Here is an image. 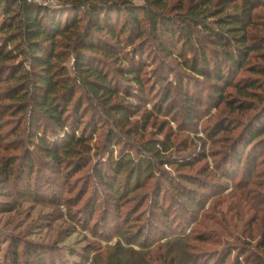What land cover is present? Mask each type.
<instances>
[{"label": "rangeland", "instance_id": "rangeland-1", "mask_svg": "<svg viewBox=\"0 0 264 264\" xmlns=\"http://www.w3.org/2000/svg\"><path fill=\"white\" fill-rule=\"evenodd\" d=\"M117 1L144 5L143 0ZM199 1L169 0L170 13L181 5ZM39 2L56 9L63 4L57 0ZM254 14L252 42L263 43L264 8L258 6ZM214 56L209 53L212 63ZM151 59L154 61L148 63L151 67L143 76L146 81L150 80L148 90L156 82L159 84L157 91L128 99L133 90L123 86L126 91L119 95L125 104L133 106L128 123L130 128L134 127L132 136L119 131L110 118H103L99 129L92 134L93 150L88 158L91 163L81 165L80 169L79 165L67 167L71 172L68 179L61 177V171L48 172V165L37 158L31 181L16 176L7 183L0 165V264H222L223 261L255 264L259 259L264 261V135L254 146L257 151L251 157L249 151L244 153L242 139L254 123L264 120V91L258 92L261 95L257 100L240 98L235 89H228L224 94L229 104L237 101L254 108L242 111L237 107L233 111L230 105L214 97L212 84L218 81L197 77L176 55L169 57L159 52L155 57L152 54ZM68 62L72 65V58ZM247 66L240 73L225 70L228 83L243 86L254 78L261 79L252 70L264 66L262 59L251 58ZM167 67L177 71L171 74L169 70L165 74L174 86L172 99L179 107L174 114L167 110L172 106L171 101L163 112L158 111L166 91L165 82L158 75L162 76ZM210 72L216 74L217 69ZM180 80L194 98V104L201 106L198 122L191 123L183 114L186 92L181 94ZM128 86L136 88L131 83ZM149 99L150 103L145 102ZM85 116V122H89L91 115ZM6 122L0 160L16 156L22 159L24 153L17 143L29 123L22 119ZM111 131L120 137L122 146L108 150ZM28 139L26 132L23 140L27 145ZM147 144L169 147L167 153L161 152L166 159L157 165L155 177L144 180L132 191L126 190L117 201L107 200L108 191L95 178L99 158H107L111 152L117 158L121 151L126 154L132 149L137 158L135 150L141 152V146ZM33 150L31 146L30 154H36ZM238 155L242 161L240 166L236 160ZM169 177L178 184V191L166 183ZM121 181L125 184L126 176ZM190 182L195 187H187ZM156 198L164 204L165 214L155 209Z\"/></svg>", "mask_w": 264, "mask_h": 264}, {"label": "trees", "instance_id": "trees-1", "mask_svg": "<svg viewBox=\"0 0 264 264\" xmlns=\"http://www.w3.org/2000/svg\"><path fill=\"white\" fill-rule=\"evenodd\" d=\"M39 1L46 0H0V148L4 145L7 120L22 119L29 123L17 143L18 149L23 150V158L0 160L7 183L16 176L31 181L39 159L48 165V172L61 171V177L68 179L70 167L79 165L80 169L81 165L91 163L88 158L93 150L92 134L103 118L113 120L119 131L132 136L134 127L130 128L128 123L133 106L126 105L119 95L126 91L123 86L133 90L128 99L157 91L159 84L156 82L148 90L150 80L143 76L151 67L148 63L154 61L152 54L176 55L197 77L218 81L212 84L213 95L233 111L237 107L242 111L254 108L237 101L229 104L224 94L228 89H235L240 98L257 100L261 95L258 92L264 91V66L252 70L261 79L254 78L243 86L228 83L225 72L240 73L249 67L251 58L264 61V42L254 43L251 37L256 23L254 11L258 6L264 8V1L243 0L240 5V0H200L189 6L181 5L173 13L169 0H143V6L117 0H57L63 2L58 9ZM210 52L215 55L213 63ZM103 59L110 61V65ZM152 65L155 67L156 61ZM167 68L162 76L158 75L166 85L164 103L158 106V111L163 112L171 101L167 110L174 114L179 107L172 99L174 86L165 74L177 71ZM215 68L217 72L212 74L210 71ZM129 83L136 88H129ZM179 84L181 94L186 92L183 114L191 123L198 122L201 106L194 104L182 80ZM145 102L150 103L151 99ZM87 114L91 115L89 122H85ZM26 132L28 145L23 140ZM246 132L242 137L243 148L251 157L257 151L254 146L264 135V120L257 121ZM116 145L121 147L122 142L111 131L106 146L112 150ZM31 146L36 154H30ZM168 148L147 144L141 146V152L135 150L137 158L131 152L134 149L126 154L121 151L117 158L114 152L107 158L101 156L94 169L95 178L108 191L107 200L117 201L126 190L132 191L144 180L154 178L157 165L166 159L161 152L167 153ZM236 160L240 166L241 156ZM124 176L125 184L121 181ZM174 181L169 177L166 183L178 191ZM188 185L195 187L192 182ZM154 207L160 214L167 212L159 198ZM259 260L255 264H264Z\"/></svg>", "mask_w": 264, "mask_h": 264}]
</instances>
